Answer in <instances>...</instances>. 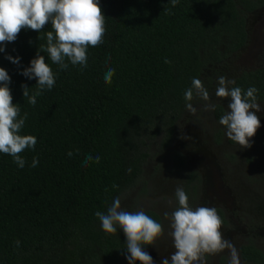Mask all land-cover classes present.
Wrapping results in <instances>:
<instances>
[{
    "label": "trees",
    "instance_id": "1",
    "mask_svg": "<svg viewBox=\"0 0 264 264\" xmlns=\"http://www.w3.org/2000/svg\"><path fill=\"white\" fill-rule=\"evenodd\" d=\"M99 4L103 43L89 47L83 70L67 59L68 68L61 69L41 51L55 85L43 90L35 105L23 97L22 85L31 96L37 81L21 73L39 45H46L51 23L40 32L22 29L0 52L18 118L27 113L20 134L37 140L21 153L23 168L0 153V264H128L123 230L106 234L95 213L106 214L113 200L140 180L155 138L158 149L166 148L192 79L244 44L245 14L264 0H178L174 7L171 0ZM9 55L20 63L9 61ZM108 68L115 69L111 84L104 81ZM232 80L230 88L254 86L257 102L264 101V66L241 70ZM222 112L216 105L215 114ZM88 155H99V163L85 167ZM34 157L39 163L31 167ZM184 165L183 154L174 151L170 166L182 170ZM143 210L159 222L155 211ZM238 250L245 264H264V251L250 241Z\"/></svg>",
    "mask_w": 264,
    "mask_h": 264
},
{
    "label": "clouds",
    "instance_id": "2",
    "mask_svg": "<svg viewBox=\"0 0 264 264\" xmlns=\"http://www.w3.org/2000/svg\"><path fill=\"white\" fill-rule=\"evenodd\" d=\"M178 0H171L174 7ZM51 23L52 31L46 33V45L40 44L37 55L30 61V66L24 68L22 75L28 79H36V91L30 96L29 87L22 85L23 97L31 105L36 104V97L43 90H51L55 85V74L45 61L40 52H46L50 60L67 69L69 61L81 70L87 67V51L89 47L96 48L103 43L105 33V18L99 0H0V52H4V45L14 42L22 29H31L40 32L44 26ZM42 39V37H38ZM31 43V41H29ZM14 64L20 63L19 57L11 55L6 57ZM110 60L111 58L108 57ZM165 63H170L165 59ZM115 69L108 68L104 76L106 84H111ZM11 77L8 72L0 67V153L10 155L20 168L25 166V159L21 153L26 149L34 148L37 140L33 135H21L27 113L19 117L20 108L13 104L10 88ZM235 84L224 76L218 77L215 96L220 99L231 98L227 105L228 110L223 114L218 123L225 127V134L229 140L238 144L241 149L251 147L250 138L260 127L259 117L256 112L261 109L257 102V88L252 86L246 91L240 87H229ZM198 99L203 103L198 109L192 103ZM186 110L196 117L197 123L200 112H214L216 105L210 102V94L203 82L193 78L191 87L184 92ZM255 109V111H250ZM181 139L191 140L181 130ZM69 157L73 155L68 153ZM99 155L85 158L84 166L90 162L99 163ZM38 158H33L31 167H36ZM131 172V169H128ZM117 188L118 185H113ZM107 191V189H106ZM163 199V198H162ZM174 199L176 206L169 214L164 213L165 219L170 221L168 235L173 239L176 249L171 255V264H207L206 256L219 254L226 249L230 254L229 264H240L236 246L231 240L225 239L221 231L222 219L215 207L200 206L193 209L189 205L186 191L178 186L175 189ZM171 206L174 201L166 200ZM95 216L101 222V227L106 234H115L122 229L126 236L125 257L128 264H154L150 254L142 249V245H154L163 234L161 223L152 219L144 210L135 212L124 211L121 200L116 197L107 213L97 211ZM17 247L19 241H16ZM162 264H169L165 257Z\"/></svg>",
    "mask_w": 264,
    "mask_h": 264
},
{
    "label": "rangeland",
    "instance_id": "3",
    "mask_svg": "<svg viewBox=\"0 0 264 264\" xmlns=\"http://www.w3.org/2000/svg\"><path fill=\"white\" fill-rule=\"evenodd\" d=\"M244 24V44L220 62L206 67L200 75V80L210 94V102L220 105L222 114L216 115L215 111L200 112L198 115L201 119L194 123L196 117L185 107L174 124L166 148L158 149L155 138L149 144L140 180L118 196L124 211L152 208L160 212L163 234L154 245L146 248L154 264H162L165 257L170 263L171 255L176 251L173 239L168 235L170 221L165 219L164 213L170 214L174 210V193L178 186L186 191L193 209L200 206L224 209L225 222L221 231L225 239L231 240L236 246L239 240L250 238L264 250V101L258 102L261 109L256 115L260 127L250 138L251 147L241 149L227 138L225 127L218 123L219 118L230 111L227 105L231 98L220 99L215 96L219 76L232 80L241 70L264 65V9L247 12ZM192 103L200 109L204 102L194 99ZM181 130L193 139H181ZM174 151H180L184 156L182 170L170 166ZM191 170L196 180L187 182ZM168 199L174 201L173 205L166 203ZM228 256L227 249L214 256L208 255L207 264H229Z\"/></svg>",
    "mask_w": 264,
    "mask_h": 264
},
{
    "label": "flooded vegetation",
    "instance_id": "4",
    "mask_svg": "<svg viewBox=\"0 0 264 264\" xmlns=\"http://www.w3.org/2000/svg\"><path fill=\"white\" fill-rule=\"evenodd\" d=\"M263 10L264 9V5H262V6H260V7H257V8H255V9H253V10ZM252 10V11H253ZM245 25V24H244ZM246 30V29H245ZM241 47V46H240ZM264 66V65H263ZM263 66H259V67H263ZM255 68V67H254ZM252 69V68H251ZM238 74V73H237ZM261 102V101H260ZM263 173H264V169H263ZM194 174V173H193ZM191 180H193V181H195L196 180V176L194 175V177H193V179H191ZM191 180H189V181H191ZM188 180H187V182H189ZM191 191H193V187H191ZM216 209H217V213H218V215L221 217V219H222V221H223V223L225 222V219H224V209L222 210L221 208H219V207H215ZM143 209H151V210H153V211H155L157 214H158V216H159V223H161L162 224V219H161V215H160V212L158 211V210H154V209H152V208H142V210ZM222 223V224H223ZM248 241H250L251 243H253L256 247H258L259 249H261L259 246H257L250 238H243V239H241V240H239V242H237L236 243V248H237V251H238V254H239V250H238V248H239V246L242 244V243H246V242H248ZM262 251H264L263 249H261ZM229 258H228V262L230 261V256H228ZM239 259H240V264H245L243 261H242V259H241V257H240V255H239ZM169 264H171V261H170V263Z\"/></svg>",
    "mask_w": 264,
    "mask_h": 264
}]
</instances>
